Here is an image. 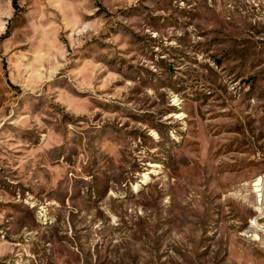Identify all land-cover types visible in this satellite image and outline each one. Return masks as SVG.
Segmentation results:
<instances>
[{
  "label": "rangeland",
  "instance_id": "obj_1",
  "mask_svg": "<svg viewBox=\"0 0 264 264\" xmlns=\"http://www.w3.org/2000/svg\"><path fill=\"white\" fill-rule=\"evenodd\" d=\"M263 175L264 0H0V264H264Z\"/></svg>",
  "mask_w": 264,
  "mask_h": 264
},
{
  "label": "bare ground",
  "instance_id": "obj_2",
  "mask_svg": "<svg viewBox=\"0 0 264 264\" xmlns=\"http://www.w3.org/2000/svg\"><path fill=\"white\" fill-rule=\"evenodd\" d=\"M260 178L255 182L254 185L259 184L260 182ZM259 204V203H258ZM252 219H258V218H252ZM244 233L246 234H250L249 237L251 239H256V238H260L261 236H263L264 233V227L261 226L260 223H252L251 220H249V224H248V228L244 231Z\"/></svg>",
  "mask_w": 264,
  "mask_h": 264
},
{
  "label": "built area",
  "instance_id": "obj_3",
  "mask_svg": "<svg viewBox=\"0 0 264 264\" xmlns=\"http://www.w3.org/2000/svg\"><path fill=\"white\" fill-rule=\"evenodd\" d=\"M259 178L261 179L259 184L254 185L255 184V182H254L253 185L256 186V188H258L259 202H264V175L259 177ZM256 209H257V207H256ZM262 214L263 213H261V219H252V217H251L249 220H251L253 224L254 223L264 224V223H262ZM249 235L250 234L243 233V237L248 241H249ZM263 244H264V233H263Z\"/></svg>",
  "mask_w": 264,
  "mask_h": 264
},
{
  "label": "trees",
  "instance_id": "obj_4",
  "mask_svg": "<svg viewBox=\"0 0 264 264\" xmlns=\"http://www.w3.org/2000/svg\"><path fill=\"white\" fill-rule=\"evenodd\" d=\"M15 7H17L16 4H15Z\"/></svg>",
  "mask_w": 264,
  "mask_h": 264
}]
</instances>
